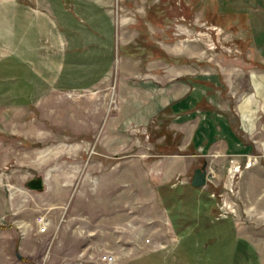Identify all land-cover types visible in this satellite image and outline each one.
I'll list each match as a JSON object with an SVG mask.
<instances>
[{"label": "rangeland", "instance_id": "1", "mask_svg": "<svg viewBox=\"0 0 264 264\" xmlns=\"http://www.w3.org/2000/svg\"><path fill=\"white\" fill-rule=\"evenodd\" d=\"M122 1L115 11L126 21L122 34L127 60L122 78L118 76L119 95L112 77L109 84L65 95L62 105L42 107L53 120H63V131L58 133L56 123L45 120L50 129L38 141L10 133L8 120L14 110L0 105V264H44L49 245H27L37 256L18 261L9 229L18 224L38 229L36 217L42 215L48 220L46 231L52 230L62 221L61 205L64 223L89 227L95 220L96 227L104 228L126 223L128 238L142 236L143 255L131 264H257V250L264 264V198H259L264 190V150L251 146L237 166L230 157L193 156L195 148L183 147L185 136L172 116V111L224 114L235 133L250 143L241 137L245 132L236 111H264V0ZM119 46L116 57H122ZM4 82L0 77V89ZM156 101V112L134 123V116L151 111ZM173 103L189 106L177 110ZM87 113H95L97 124L108 113L103 135L71 132L76 115L87 121ZM124 119L126 143L109 135L113 122L123 128ZM256 121L254 134L260 138L262 126ZM105 135L110 149L103 145ZM250 158L257 159L259 168H248ZM172 161L176 176L165 184H190L194 168L206 162L207 183L199 188L213 201V213L201 219L202 236L188 237L176 247L168 244L172 232L166 228L163 198L155 196L160 185L149 178L152 168ZM38 175L45 178L44 188L26 187L28 178ZM203 197L198 196L197 206ZM227 216L255 243L256 251L244 241L236 244ZM104 248L106 255H135H124L123 250L134 248L129 240Z\"/></svg>", "mask_w": 264, "mask_h": 264}, {"label": "crops", "instance_id": "2", "mask_svg": "<svg viewBox=\"0 0 264 264\" xmlns=\"http://www.w3.org/2000/svg\"><path fill=\"white\" fill-rule=\"evenodd\" d=\"M122 2V0H0V77L6 81L5 86L0 89V105L14 110L11 111L8 120L7 130L10 133L22 135L29 140H43L45 130L50 129L45 120H49L50 124L56 123L55 126L60 129L57 132L62 133L63 120L59 122L53 120L54 115L42 111V107L57 103L62 105L65 95L92 90L105 82L109 84L112 77L115 90L118 91V76L120 74L122 78L121 73L127 60L124 54L126 41L122 34L126 21L119 16L118 11H115V7H121ZM116 45L122 47V57L115 56ZM116 94L119 95L118 92ZM188 106L189 103L172 105L177 110ZM158 108L159 104L156 101L150 106L151 111H145L146 113L139 111L140 113L134 116V123L138 122L137 118H148L149 115L151 117ZM20 109L23 111H19ZM110 112L112 111H108ZM201 112L205 115L202 116ZM236 114L240 122L239 127L245 132L241 137L250 143H245L235 133L233 123L224 114L215 113L212 116L208 111H172L173 125L185 136L183 147L190 148L192 144L195 148L193 156L230 157L237 166L240 165V157L249 155L251 146L264 150V111H236ZM106 115L98 124L93 120L95 113L92 115L87 113V121L79 120L80 116L76 115L77 123L71 127V132L102 134L101 126ZM88 116L93 121H90ZM176 119L182 122L175 121ZM126 120H123L125 121L123 128L118 122H113L109 132L111 138L118 137L120 141L126 143L128 122ZM256 120H260L262 126L260 138H255L254 134ZM104 138L107 139L106 135L103 137V145L110 149L112 146L105 144ZM248 162H250L248 168L253 166L259 168L256 165L257 159L251 161L250 158ZM174 164L172 161L171 165L162 163L160 168H152L149 178L160 185L159 189L154 191L155 196L163 198L161 204L165 207L166 228L172 232L168 244L176 247L183 245L188 237L202 236L204 226L201 219L206 220L213 213V210H209L213 201L206 191L199 188L196 193L190 189L189 187L194 188L190 184L179 181L165 184L174 180L176 176ZM62 188L63 185L60 184V189ZM199 194L204 195V200L197 206ZM259 198H264V190ZM181 205L183 209L179 207ZM57 207L60 208L62 221L52 230L39 232L37 227L23 224L9 229L12 230L11 241L13 249L17 248L15 256L18 261H21V256L35 259L38 252L35 253L27 245H35L37 249L42 243L49 245L50 249L53 248V253L49 249V252L44 254L42 259L45 260L44 264L52 260L57 263L60 261L58 264H131L143 255L142 236L128 238L126 223H111L105 228L96 227L99 223L95 220L91 221L89 227L71 225L64 223L63 205ZM171 214L174 215L173 220L169 219ZM228 219L233 226L236 244L244 241L256 251L255 243L240 231L236 221L230 217ZM5 236L10 235L7 233ZM128 240L134 248L123 250L124 255L134 253L133 257L127 258L116 254L113 255L112 261L104 257L106 254L101 251V247L105 249L104 247L111 245L121 246ZM256 252L257 264H261L260 252L258 250Z\"/></svg>", "mask_w": 264, "mask_h": 264}, {"label": "water", "instance_id": "3", "mask_svg": "<svg viewBox=\"0 0 264 264\" xmlns=\"http://www.w3.org/2000/svg\"><path fill=\"white\" fill-rule=\"evenodd\" d=\"M206 162L201 166L194 168L190 179V185L194 188L203 187L207 183ZM26 187L34 190H42L44 188V180L41 176H33L25 183Z\"/></svg>", "mask_w": 264, "mask_h": 264}, {"label": "built area", "instance_id": "4", "mask_svg": "<svg viewBox=\"0 0 264 264\" xmlns=\"http://www.w3.org/2000/svg\"><path fill=\"white\" fill-rule=\"evenodd\" d=\"M36 222L38 225V231L39 232H46L48 228V220L45 218V216L38 215L36 217ZM108 261H112L114 259V256L111 254L105 255L104 256Z\"/></svg>", "mask_w": 264, "mask_h": 264}]
</instances>
